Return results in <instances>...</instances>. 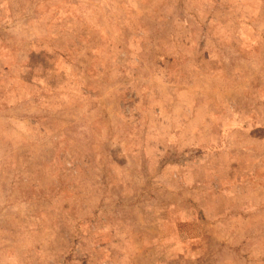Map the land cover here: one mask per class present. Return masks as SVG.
Wrapping results in <instances>:
<instances>
[{"label":"rangeland","instance_id":"374dc122","mask_svg":"<svg viewBox=\"0 0 264 264\" xmlns=\"http://www.w3.org/2000/svg\"><path fill=\"white\" fill-rule=\"evenodd\" d=\"M0 264H264V0H0Z\"/></svg>","mask_w":264,"mask_h":264}]
</instances>
